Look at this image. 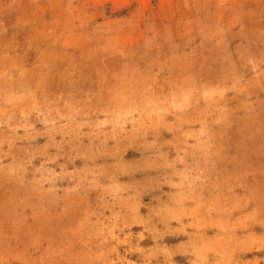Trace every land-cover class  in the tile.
Segmentation results:
<instances>
[{"label": "rangeland", "instance_id": "obj_1", "mask_svg": "<svg viewBox=\"0 0 264 264\" xmlns=\"http://www.w3.org/2000/svg\"><path fill=\"white\" fill-rule=\"evenodd\" d=\"M0 264H264V0H0Z\"/></svg>", "mask_w": 264, "mask_h": 264}, {"label": "crops", "instance_id": "obj_2", "mask_svg": "<svg viewBox=\"0 0 264 264\" xmlns=\"http://www.w3.org/2000/svg\"><path fill=\"white\" fill-rule=\"evenodd\" d=\"M25 17V16H24ZM81 17V16H80ZM91 17V16H90ZM21 18V26L20 27H16L17 30H25L26 33H31L32 30H61V22L63 21V19L65 18H72V19H75V26H74V29L72 30H82L83 31V35L86 39H89V33L87 30H105L103 28V26L106 24V23H103V21L99 22L100 24H98V28H94L93 27V24H94V20L93 18H89L87 17V15L81 18H77L76 17V14H75V11L74 9L68 14V15H62V16H56V15H50V16H47L46 17V24L47 26L45 28L43 27H40V26H37L36 23H35V16L32 15V13L30 14V16L28 17H25ZM83 18V19H82ZM36 19L38 20V17H36ZM79 23L78 27H77V24ZM65 30H70L69 28H65ZM90 50H92V47H88ZM88 50L86 49H83V50H80V64H82L81 67H86L87 65V60H85V53L87 52ZM26 51H16V55H25ZM14 54V55H15ZM95 54L98 56H102L103 53H98V52H95ZM15 55V56H16ZM39 56V55H38Z\"/></svg>", "mask_w": 264, "mask_h": 264}]
</instances>
